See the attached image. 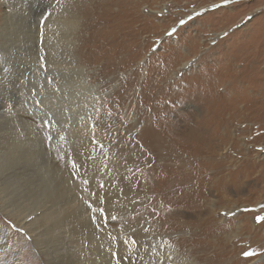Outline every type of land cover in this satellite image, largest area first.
<instances>
[{"label":"rangeland","instance_id":"374dc122","mask_svg":"<svg viewBox=\"0 0 264 264\" xmlns=\"http://www.w3.org/2000/svg\"><path fill=\"white\" fill-rule=\"evenodd\" d=\"M64 19L76 20L74 31ZM0 44V63L13 71L4 86L24 80L15 106L0 110V155L17 141L9 166L0 158L8 204L67 216L69 199L78 206L104 183L89 160L102 153L116 173V233L128 218L193 264H264V0H0ZM146 126L185 149L175 152L185 169L166 159L159 168L185 177L167 201L152 179L165 171L143 156ZM90 128L101 152L85 149ZM194 129L207 143L185 136ZM0 225L23 264H44L23 228L1 213Z\"/></svg>","mask_w":264,"mask_h":264},{"label":"bare ground","instance_id":"6f19581e","mask_svg":"<svg viewBox=\"0 0 264 264\" xmlns=\"http://www.w3.org/2000/svg\"><path fill=\"white\" fill-rule=\"evenodd\" d=\"M113 4L115 3H110L109 1L107 6L110 7ZM97 22H99V20ZM58 23L65 26L69 25L71 31H74L76 20L73 24L69 23L65 19L58 21ZM87 26L88 25L86 24V27ZM104 28L106 27L104 26ZM26 38L27 35L23 37V40L26 41ZM2 45L3 44H0V46ZM83 47L84 44L81 45V49H83ZM31 52L32 51H28L26 53V63H28V57L30 56ZM74 70H79L82 73L85 72L84 67L80 66H76ZM12 73L13 71L10 70L8 65H5L3 62L0 63V110H8L13 108L17 101V96L20 93L21 80H23V78L19 80V83H16L13 80L4 86L6 77ZM23 76L25 77V73ZM83 84H86V86H89L90 88L96 87L95 85L88 84L84 78ZM96 105L97 104L95 102L94 106L96 107ZM86 127L89 128V126ZM146 129L147 133H143V137L146 136V138H144V140L140 137V143L145 146V149L149 150V153L145 151L146 154H143V156L148 155L149 157H154L155 161L157 162V169H159L161 165H163L161 163L166 162V160H173L176 162L180 161V163H182V168L185 169L186 165L184 164L186 161H183L184 159H182L184 158L185 154L183 156L181 155L182 157L180 158L178 156L180 154L178 153V155H176L175 153L181 152L183 154V152L185 153V151H183L185 149L183 148L182 151H179L178 148L176 151L173 146L175 143L170 141V135L167 133L166 137L162 136L160 131L155 128V126L153 128H148L146 126ZM175 130V137H177L176 127ZM89 131L92 134L89 135V138L87 137L88 142L87 140H83V142L85 141L87 143H85V149L90 150L89 153H91V151L95 152L94 150H97L96 152L100 150L101 152L102 146L105 145L104 141L101 139L94 140L97 134H95L92 128H90ZM186 132H191L190 135H185L187 137L192 136V138H189V140H198L201 144L207 143L206 137H204V135L202 136V130H187ZM186 132L181 134L180 131L179 137L184 135ZM16 144L17 141H15L8 151H5L2 155H0V158L3 157L5 160H7V158L11 156L10 153L13 152V148L16 146ZM82 146L84 147V145ZM79 147H81V145ZM186 148L189 147L187 146ZM15 154H17V152H15ZM188 155L189 153L186 154V156ZM164 159L166 160L164 161ZM5 160H3V162H5ZM89 160H91L90 162L95 164L98 169H96L97 171L92 169L96 172L95 174H104V183H94L90 188L87 189V191H84L83 195L87 199L78 206L70 205L74 200L69 199L66 202L68 205L67 213L69 215H64L59 219L54 220V214H52L50 211H47V209L41 208L36 211L29 210L26 212L21 209L20 205L12 207L7 203V195L0 190V213L10 220L15 221V225L20 226L23 228L26 234L30 235L29 243L35 247L34 249L36 251V256L41 257L44 260V264H162L163 255H166L168 258L167 264H170L171 262L172 264H193L192 262H189L185 259H180V255L178 254L176 247L164 242L163 235H160L157 230V233L154 230L149 234V236H147L145 232H141L143 229L141 227L139 229L136 228L135 230H132V226L136 225V223L131 222L130 219L128 221V218L124 219L127 220V223L124 228H121L122 232L116 233L111 224V222L115 219V216L111 214V206L112 194L114 191L113 175H116L115 171L112 170L113 165L111 164V157L102 159V153H100L97 160H95L94 157L90 158ZM191 160L188 163V166L190 168H194L195 174L196 172L203 171V167L196 169V162H194V159ZM3 162L0 160V174L3 172V170H5V168H7V166H9V160H7V166H5ZM167 166L168 163L165 167L167 168ZM203 166L204 169H207V164L204 163ZM1 168H3V170H1ZM169 169L170 168H168V170ZM168 170H160L162 172L165 171L164 174H160V176L155 175L156 177H152V179H157V187L163 189V192H166L164 196H161L158 199L160 202L163 200L167 201L170 197H172L175 186L185 180L184 176L170 174L171 170ZM165 174L167 175V178H160ZM148 179L150 182L152 181V179ZM188 182L190 183L191 181L188 180ZM183 183L184 184L180 183L179 185H183L184 187L185 182ZM52 194H54V190L52 191ZM183 201L190 205L193 199L184 198ZM49 202L50 201L48 200L41 199L39 204ZM206 202V200H201L200 204H206ZM89 205H91V207H89ZM151 205H153V202ZM100 209H103V211L101 212ZM204 212H207V207H204ZM140 214L141 213L139 212L135 216H140ZM91 217H93L94 221H91ZM66 218L68 220H66ZM138 219L141 220L140 218ZM194 238H199L198 233L195 232L191 237L184 238L180 245L188 242L191 243ZM9 243L10 233L7 231L6 227L0 225V264H23L17 256H14V249L10 248ZM163 247H165V249L167 248V250H164Z\"/></svg>","mask_w":264,"mask_h":264},{"label":"snow or ice","instance_id":"6c2138e0","mask_svg":"<svg viewBox=\"0 0 264 264\" xmlns=\"http://www.w3.org/2000/svg\"><path fill=\"white\" fill-rule=\"evenodd\" d=\"M229 2V0H224V3H228ZM181 23H183V21H181ZM76 165H75V163L73 164V167H75ZM85 183H87V181H85ZM89 207H91V205H89ZM100 211L102 212L103 211V209H100ZM113 219H114V217H113ZM260 221H264V217H257V222H260ZM243 255L245 256V257H250V256H253V255H255V253L254 252H252V251H245L244 253H243Z\"/></svg>","mask_w":264,"mask_h":264}]
</instances>
